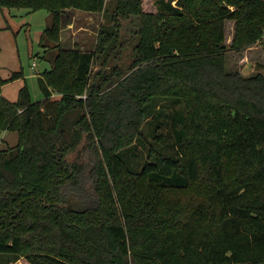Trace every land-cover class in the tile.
Here are the masks:
<instances>
[{
	"label": "trees",
	"instance_id": "obj_1",
	"mask_svg": "<svg viewBox=\"0 0 264 264\" xmlns=\"http://www.w3.org/2000/svg\"><path fill=\"white\" fill-rule=\"evenodd\" d=\"M107 4L0 0L51 11L41 44L57 49L39 75L40 99L26 81L11 98L2 87L22 71L0 74V134H18L12 145L0 137V264L21 255L33 264H264V72L226 65L229 49L264 33V0ZM72 6L111 21L93 49L63 47L61 15ZM131 15L139 28L127 61L121 26ZM154 120L165 142L134 170L121 152Z\"/></svg>",
	"mask_w": 264,
	"mask_h": 264
},
{
	"label": "rangeland",
	"instance_id": "obj_2",
	"mask_svg": "<svg viewBox=\"0 0 264 264\" xmlns=\"http://www.w3.org/2000/svg\"><path fill=\"white\" fill-rule=\"evenodd\" d=\"M152 0H145L146 6H152ZM114 0H108L107 7L111 10ZM61 42L63 47H80L93 49L96 44L98 30L102 24L111 21L104 11H88L79 7H68L61 15ZM52 13L47 8L31 10L26 7L3 6L0 8V74L10 76L13 72L22 71V76L6 82L4 91L11 98L17 96L20 86L26 81L34 99L43 97L39 75L49 67L54 60L57 49L44 51L41 39L44 30L51 25ZM234 19H228L226 25V41L231 43L235 32ZM139 28V18L131 15L122 19L121 34L126 46L123 57L131 59L133 43L136 40V30ZM228 69H238L245 75H251L258 71L264 72V33L257 41L241 49H229L227 51ZM94 65V71L99 67ZM60 96V92L54 91L52 97ZM158 121H148L143 126L142 142L132 145L121 154L127 164L134 170H141L146 162V151L150 146L161 147L165 141L154 138L157 132ZM163 132H167L165 129ZM1 145H12L17 141V131H2L0 134ZM169 137V133L167 134ZM83 158L89 161V151H83ZM72 204V203H71ZM10 264H33L26 256L21 255Z\"/></svg>",
	"mask_w": 264,
	"mask_h": 264
},
{
	"label": "crops",
	"instance_id": "obj_3",
	"mask_svg": "<svg viewBox=\"0 0 264 264\" xmlns=\"http://www.w3.org/2000/svg\"><path fill=\"white\" fill-rule=\"evenodd\" d=\"M5 86H6V84H4L3 87H2V90H3L4 93H6V91H4ZM8 96H9V95H8Z\"/></svg>",
	"mask_w": 264,
	"mask_h": 264
}]
</instances>
